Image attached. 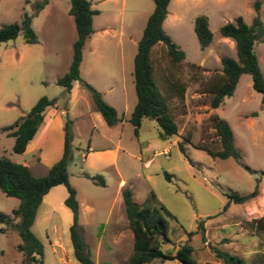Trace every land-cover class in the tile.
<instances>
[{
    "label": "rangeland",
    "instance_id": "1",
    "mask_svg": "<svg viewBox=\"0 0 264 264\" xmlns=\"http://www.w3.org/2000/svg\"><path fill=\"white\" fill-rule=\"evenodd\" d=\"M35 1L0 0V23L18 21L26 11L31 15L30 26L37 37L35 42H26L22 31L18 30L13 38L0 41V126L23 115L40 95L55 97L58 106H68L66 114L75 122L71 126V149L66 170L68 181L75 188L76 199L92 205L86 220L80 219L84 221V233L79 225L78 234L83 237L93 261L109 264L104 249L111 246L108 229L113 225L114 211L118 204L122 207L117 187L119 177L123 178L120 184L131 189L133 200L141 202L152 190L168 210L169 213L162 210L169 237V241L160 243L162 251L173 249L188 237L192 246V264H223L212 253V246L246 260L260 258L255 250L264 253V229L254 231L249 220L264 213V176L258 172L264 169V105L260 102L259 92L251 87L246 72L240 73L232 93L225 96L223 103L216 108L208 105V94L201 86L211 73L220 69L221 54L235 56L234 42L220 39L224 36L219 34L218 26L237 14L243 19L250 18L254 13L252 0L171 2L175 17L162 22V26L183 50L184 56L176 67L169 64L168 67L184 83L185 89L180 100L174 96L168 99L178 135L167 138L157 136L159 126L153 118L142 116L136 134L127 119H119L122 112L127 115L135 99L132 76L128 74L135 50L130 37L140 34L145 16L153 6L152 0H89L90 6L96 9L91 16L95 31L102 27L106 29L84 42L78 74L115 108L118 118L112 124H106L99 112L92 108L90 93L78 84V80H72L75 99L70 101V94L54 81L67 67L75 37L73 20L67 12L68 0H47L34 11ZM199 13L207 16L212 33L204 48H199L192 29L193 17ZM263 13L264 5L261 14L258 8L264 21ZM252 48L264 74V43L254 41ZM150 57L156 77L161 72L160 67L167 66L168 58L162 43L152 45ZM190 62L197 66H190ZM212 112L230 125L233 143L241 154L240 160L231 156L212 157L202 146L196 145L201 142L211 149L219 147L209 119ZM181 136H188L189 140ZM89 138L90 147L87 148ZM177 140L181 142L183 152ZM12 143L13 136L0 130V154L13 161H24L35 175L45 172L42 161L47 156H41V151L49 142L42 143V147L31 143L21 152H14ZM146 158H150L148 165L143 164ZM242 163L256 170H248ZM96 174L100 175L102 183L89 177ZM256 178H259L258 193L254 197L243 202H230L222 209L226 198L223 191H248ZM65 195L63 184L52 186L51 191L43 195L30 225L42 242L41 264H80L71 251L68 232L71 212L62 202ZM17 203V197L5 195L0 190V211L10 213ZM43 208H48L46 214L40 210ZM63 209L68 212V218ZM199 218H202L203 240L196 229ZM12 220L15 221L16 217ZM0 227V264H22L23 254L15 247L20 240L18 233L9 223L0 221ZM128 231L130 234L127 230L122 231L117 239L118 251L110 259V264H128L127 257L131 252V232ZM55 237L60 238L64 251L53 243ZM140 264L183 263L165 257Z\"/></svg>",
    "mask_w": 264,
    "mask_h": 264
},
{
    "label": "trees",
    "instance_id": "2",
    "mask_svg": "<svg viewBox=\"0 0 264 264\" xmlns=\"http://www.w3.org/2000/svg\"><path fill=\"white\" fill-rule=\"evenodd\" d=\"M47 0H37L34 3V11L38 10ZM153 6L143 24L141 34L136 42L135 51L132 57V81L135 93V101L128 114L127 120L132 124L133 132L136 134L137 127L142 116L153 118L159 126L157 136L167 138L171 135H178L177 123L174 119V112L169 107L168 99L174 96L180 100L185 89L182 81L177 79L172 69H168L164 78L154 76V65L150 57V50L153 44L162 43L168 58L169 65L176 67L183 59L184 52L165 32L161 25L167 10L168 0H152ZM67 12L71 15L75 37L71 42V55L65 71L57 76L54 81L61 85L67 93L73 79L86 87L90 93L94 109L99 112L106 124H112L117 120L115 108L105 101L100 93L87 81L79 77L78 65L82 55V47L89 37L92 26L91 16L96 9L90 6L89 0H68ZM260 0H252L251 6L254 11L250 22H245L240 14L232 20H227L218 26V32L222 36L230 37L234 42L235 56L221 54L219 56L220 69L214 71L202 83V91L208 94V105L215 107L222 101L224 96L230 95L234 89L238 76L246 72L250 76L251 87L259 92L260 102L264 105V74L258 64L256 53L252 45L254 41L264 43V21L258 14ZM30 13L24 11L18 21L0 23V41L13 38L18 30L26 42L37 41L36 34L30 26ZM192 29L196 36L199 48H204L211 40V30L208 27L207 16L203 13L196 14L192 20ZM190 66H197L189 63ZM55 97L40 95L27 109V111L8 124L0 126V130L13 136L11 149L14 152H21L28 140L33 136L42 121V112L48 105L55 103ZM213 131L218 139L219 147L211 149L209 145L197 142L212 157L231 156L240 160L239 149L233 143L232 130L228 122L212 112L209 115ZM71 126L72 118L64 113L62 130V150L60 156L53 161L43 174L34 175L24 163L13 161L3 154H0V190L5 195L18 198L16 206L11 208L10 213L0 211V221L9 223L20 240L15 247L23 254L22 264L31 262L41 264L42 242L31 230L36 208L42 195L50 186L61 183L64 185L66 195L62 202L71 212V221L68 225L69 239L74 259L80 264H96L89 256L83 238L78 234V202L75 197V188L69 183L66 162L71 149ZM189 140L188 136H181ZM179 149L183 152L181 142L177 140ZM243 166L251 171L256 169L249 167L246 163ZM258 172L264 176V169ZM168 178V174L164 173ZM93 180L102 183L100 175L89 176ZM259 178H256L254 186L245 192L235 190L223 191L225 201L222 209H225L230 202H243L254 197L258 193ZM120 196L123 205V212L126 224L131 232V252L127 257L128 264H140L152 258H176L183 264H192V246L188 237L183 242L169 250L162 251L160 243L169 241L166 233V223L162 210L168 212L164 205L159 202L152 190L141 202L132 199L131 189L122 185ZM169 213V212H168ZM16 217L13 221L12 218ZM254 231L264 229V213L249 220ZM2 229V227H0ZM197 230L200 231L203 240L202 218L197 221ZM191 231L187 232L189 235ZM212 253L223 264H264L263 250H256L255 254L260 256L257 259L246 260L240 255L212 246Z\"/></svg>",
    "mask_w": 264,
    "mask_h": 264
},
{
    "label": "crops",
    "instance_id": "3",
    "mask_svg": "<svg viewBox=\"0 0 264 264\" xmlns=\"http://www.w3.org/2000/svg\"><path fill=\"white\" fill-rule=\"evenodd\" d=\"M173 1H179V0H168L166 14H165L164 18L161 21V25H162V22L166 23V22L171 21L172 19H174L175 11H174V8L171 9V7H170V5L172 4L171 2H173ZM122 4H123V2H121V5ZM263 5H264V2L262 0H260V7H259V13L260 14L262 13ZM149 12H150V10H149ZM148 13L145 16V19H146ZM263 15H264V13H263ZM260 16L263 17L262 15H260ZM250 19H251V17L248 18V19H243V20L248 23V22H250ZM144 22H145V20H144ZM118 24H119V29H120V27H121L120 25L121 24L120 23H118ZM91 26H92V31H91V33H90V35H89V37L87 39H90L92 35L95 38L96 36H98V34L105 32V29H106L105 27L104 28L102 27V28H99V29H97L95 31L94 26H93V22H92V18H91ZM142 27H143V25H142ZM142 27H141V30H142ZM140 34H141V32H140ZM140 34L138 36L130 37V38H132L131 41H132V43H134L135 47H136L137 39L139 38ZM220 39H223V40L229 39L230 40L231 38L227 37V36H224V37H221ZM165 64H167V66L160 67L161 72H159L156 76L164 78V76L166 74H168L167 70L170 69V67H168V64H169L168 59H167V62H165ZM128 74H129V76H132V65L128 68ZM73 81H71V87H70V89L68 91V93L70 94V96L68 98V101L75 99V97H74V93L75 92H74V88H73L74 82ZM131 81H132V77H131ZM78 84H80V83H78ZM123 85H124V89H125L126 88L125 82L123 83ZM132 85H133V81H132ZM110 88H111V86L108 85V89H110ZM133 89H134V87H133ZM124 94H126L125 91H124ZM223 98H222V101L220 103H223V100H224ZM134 101H135V99H134ZM132 106H131V108H132ZM217 106H215L214 108H216ZM92 108H94V107H92ZM131 108L128 110L127 115H125L122 112V114H121L122 116H120L119 119H122V118L127 119ZM67 111H68V106H66V104H64L62 106H58L56 103H54L53 105L46 106L44 108L43 112H42V121H41V123L39 124V126L36 129L35 133L28 140V142L26 143V145H25V147L23 149V150H25V148L30 146L31 143L34 144L36 147L38 145H40L42 147V145H43L42 143L49 142L48 143L49 145H47V147L43 148V150L41 151V156L42 155H46L47 156V158L44 161H42L44 163V171H46V169L50 166V164L53 161H55L61 154L62 139H63V130H62L63 115H64V113H67ZM74 122L75 121L72 119V125L74 124ZM89 143H90V138L87 140V144H86L87 148L90 147ZM149 161H150V158H146V159H144L143 164L144 165H148ZM21 163L25 164L24 161L21 162ZM42 169H43V167H42ZM41 174H43V173H41ZM38 175H40V174H38ZM122 182H123V178L119 177L118 182H117V187H118L119 192H120V187L122 185H124V183L120 184ZM52 186H54V185H52ZM52 186H50V188L43 194L44 196H45V194H47L48 192L51 191V187ZM43 195L41 197V200H40L39 204H41ZM77 202H78V223H79V225L82 226L83 233H84V226H83L82 223L86 220V216L91 213L92 205H90L89 203H86V202L80 203V201L78 199H77ZM121 202H122V200H121ZM36 210H37V208H36ZM40 210L42 211L43 214H46L48 212V208H43V209H40ZM62 211L64 212V214L68 218V212L65 209H63ZM114 216H115L114 217L115 219L113 220V225L108 229V232H109V235H110V239H111V246H109V247L104 249V257L106 258L105 259L106 261H109V264H110V261H111L110 259L113 258V256L118 251V246L116 244V241L120 237L121 232L122 231L126 232V230H127L128 234H130L129 231H128L129 230L128 227H124V225L126 224V218H125L124 212H123V205H122V207L120 206V204L117 205L116 210L114 211ZM80 219H84V221L81 222ZM70 221H71V219H70ZM52 241H53V243L59 245L61 247V249L63 250V248H64L63 247V243L61 242L59 237H55ZM96 249L99 252V250H100L99 245H97ZM71 251H72V248H71ZM69 263L72 264L71 262H69Z\"/></svg>",
    "mask_w": 264,
    "mask_h": 264
}]
</instances>
